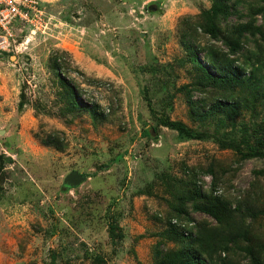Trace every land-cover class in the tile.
Here are the masks:
<instances>
[{
  "label": "rangeland",
  "instance_id": "rangeland-1",
  "mask_svg": "<svg viewBox=\"0 0 264 264\" xmlns=\"http://www.w3.org/2000/svg\"><path fill=\"white\" fill-rule=\"evenodd\" d=\"M35 1L31 19L13 29L17 50L0 53V264H157L156 250L177 247L163 236L171 189L189 185L192 171L204 192L216 174L214 194L262 211L247 222L264 242V156L242 159L221 145L243 148L251 129L264 128V55L253 74L245 70L252 81L234 90L243 101L237 116L221 109L203 118L193 109L208 110L223 90L188 98L198 76L182 36L212 0ZM249 1L239 5L243 14ZM194 40L210 69L205 47L227 49L201 30ZM59 74L102 115L69 110ZM167 118L206 136L182 139ZM52 134L62 148L44 143ZM75 170L86 178L67 186ZM245 254L230 253L231 263L251 264Z\"/></svg>",
  "mask_w": 264,
  "mask_h": 264
},
{
  "label": "trees",
  "instance_id": "trees-1",
  "mask_svg": "<svg viewBox=\"0 0 264 264\" xmlns=\"http://www.w3.org/2000/svg\"><path fill=\"white\" fill-rule=\"evenodd\" d=\"M242 1L212 0L211 6L202 11L198 21L185 24L183 43L188 49L190 61L196 68L198 76L193 89H189V102H192L191 92L196 89L202 92L208 89L223 90L221 91L223 95L217 97L208 110L201 113L193 107L203 118H209L215 111L221 109H225L230 117L239 114L243 101L240 98H233L234 90L252 81L253 70L259 69L261 63L259 56L264 55V21L258 23L259 14L264 20V0L249 1L247 14L239 10ZM233 15L239 19L244 17L248 19L231 24L226 23ZM199 30L212 39L221 41L227 48L222 49L213 43L205 47V57L211 69L199 57L198 51L202 48L194 40ZM251 39L254 41V49L247 47V42ZM241 56L244 57L243 63L239 61ZM58 58L56 56L53 59L55 63L53 67L61 71L62 64L56 61ZM249 66H252V73L250 76H245V70ZM59 82L69 110L72 108L82 112L90 111L94 117L102 115V112L98 111L97 103L81 100V93L72 81L60 75ZM261 82L263 83L262 79ZM258 90L257 88L253 94L256 95ZM163 123L176 130L182 139L206 136L205 133L189 127L181 120L167 118L163 120ZM251 132L255 133L249 135L243 148L241 144L235 145L233 142H223L221 145L224 148L237 150L242 159L263 157L264 128L259 126V128L251 129ZM148 134L152 136L149 130ZM252 137L255 138L254 143H251ZM44 143L62 148L57 135H49L44 139ZM207 172H214L213 168L209 167ZM189 174L192 177L189 185L174 186L171 189V195L175 199L172 203L174 213L167 218L168 227L163 232V236H168L175 241L177 247L156 250L157 264H234L231 263L229 254L236 251L245 252V257L251 264H264V242L259 240L252 230L251 223L247 222L248 216L254 220L263 212L245 207L244 200L247 198L232 201L220 193L214 194L212 190L217 186L215 173L213 186L206 192L201 188L198 175L194 171ZM192 210L210 215L215 222L196 221L191 215ZM115 229L116 226L110 222V236L114 234Z\"/></svg>",
  "mask_w": 264,
  "mask_h": 264
},
{
  "label": "built area",
  "instance_id": "built-area-1",
  "mask_svg": "<svg viewBox=\"0 0 264 264\" xmlns=\"http://www.w3.org/2000/svg\"><path fill=\"white\" fill-rule=\"evenodd\" d=\"M34 3L35 0H0V53L17 50L13 29L19 20L31 19Z\"/></svg>",
  "mask_w": 264,
  "mask_h": 264
},
{
  "label": "water",
  "instance_id": "water-1",
  "mask_svg": "<svg viewBox=\"0 0 264 264\" xmlns=\"http://www.w3.org/2000/svg\"><path fill=\"white\" fill-rule=\"evenodd\" d=\"M86 176L79 171L75 170L71 172L66 178H65V184L67 186H77L80 184L83 180H85Z\"/></svg>",
  "mask_w": 264,
  "mask_h": 264
}]
</instances>
